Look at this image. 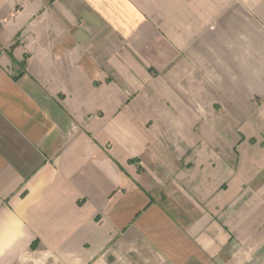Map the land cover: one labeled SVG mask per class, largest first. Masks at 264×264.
<instances>
[{"label":"crops","instance_id":"0c3cea01","mask_svg":"<svg viewBox=\"0 0 264 264\" xmlns=\"http://www.w3.org/2000/svg\"><path fill=\"white\" fill-rule=\"evenodd\" d=\"M0 264H264V0H0Z\"/></svg>","mask_w":264,"mask_h":264}]
</instances>
